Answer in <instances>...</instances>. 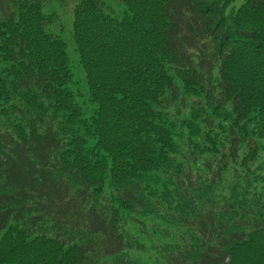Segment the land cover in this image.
Segmentation results:
<instances>
[{"label": "trees", "instance_id": "obj_1", "mask_svg": "<svg viewBox=\"0 0 264 264\" xmlns=\"http://www.w3.org/2000/svg\"><path fill=\"white\" fill-rule=\"evenodd\" d=\"M44 1L0 0V264H264V0H75L89 117Z\"/></svg>", "mask_w": 264, "mask_h": 264}, {"label": "rangeland", "instance_id": "obj_2", "mask_svg": "<svg viewBox=\"0 0 264 264\" xmlns=\"http://www.w3.org/2000/svg\"><path fill=\"white\" fill-rule=\"evenodd\" d=\"M45 12H56L60 21L55 27L53 32L55 35L60 36L67 44V51L70 60V69L73 73V84H71V90L75 93L77 101L81 104L84 114L86 117H89L91 114V106L89 103V95H88V87L86 84L85 74L83 68L79 64V58L77 52L75 50V45L73 43L72 37V24H73V8L75 6V0H45ZM107 5V12L112 14L113 16L122 17L125 14L126 7L123 3L118 2L116 0H104ZM242 4L241 0H235L233 4H231V8L237 9ZM201 38V37H199ZM202 42L209 43L208 39L204 38ZM1 66V64H0ZM243 150V149H242ZM261 166V172L264 173V157L259 160V163L256 165ZM146 223V220L141 219ZM142 224L138 223L135 225L134 231L135 236L140 241H144L142 237V230L140 229ZM151 230L150 227H148ZM152 234H144V237L147 239Z\"/></svg>", "mask_w": 264, "mask_h": 264}]
</instances>
